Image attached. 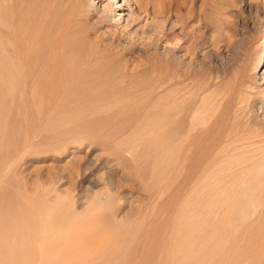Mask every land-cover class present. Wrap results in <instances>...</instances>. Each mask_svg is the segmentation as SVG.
I'll return each mask as SVG.
<instances>
[{
  "label": "rangeland",
  "instance_id": "374dc122",
  "mask_svg": "<svg viewBox=\"0 0 264 264\" xmlns=\"http://www.w3.org/2000/svg\"><path fill=\"white\" fill-rule=\"evenodd\" d=\"M9 10L14 13L13 22L22 21L21 28L27 34L39 29L33 39H40L41 45L33 49L37 52L43 46L39 50L56 65L53 69L51 63L47 73L57 76L65 70L64 74L70 66L78 67L90 57L92 65V61L97 63L89 66L102 74L118 77L131 73L134 80L150 81L143 87L127 88L124 96L132 101L150 98L156 69L169 77L183 74L187 81L181 94H191L197 84L211 92L224 90L232 82L234 69L242 66L252 87L244 115L251 129L264 133V0H0V15H7ZM45 31L51 39L45 38ZM33 52L31 59H35ZM192 96V101L198 97ZM40 109V122L38 115L32 124V117L20 109L16 114L24 113L20 115L25 116L20 118L24 126L15 117V110L3 120L8 126L3 121L0 124V138L5 137L0 139L4 147L0 149V221L5 214L2 210L14 208L21 194L32 198L29 207L32 201L45 198L43 204L70 209L75 219L78 216L74 231H63L59 236L60 255L66 262L86 259L87 264H166V244L174 240L175 220L183 211L182 200L189 189L160 183L151 190L155 180L150 178L152 174L147 175L152 170L153 151L146 148L150 143H142L152 151L146 154L141 141L151 142L152 137L134 134L141 126L139 106L130 103L102 108L103 112L96 115H81V107H63L66 110L60 112L58 108L47 120L52 131L42 123L47 109ZM27 122L37 125L39 131L28 129ZM53 124L58 127L52 128L56 127ZM56 129L61 131L53 133L58 137L48 134ZM24 133L37 134L26 147ZM132 170L138 175L130 173ZM147 181L150 184L146 188ZM196 212L184 213L188 227L196 228L201 222ZM24 218L28 222L36 216ZM0 231V235H7ZM249 238L242 236L233 245L231 237L219 239L211 234L208 249L213 250L214 260L210 264H264V250L250 247ZM43 240L39 241L42 250L47 246ZM84 240L87 243H82ZM200 241L203 239L188 245L194 247ZM98 254H105L106 260L89 259Z\"/></svg>",
  "mask_w": 264,
  "mask_h": 264
},
{
  "label": "bare ground",
  "instance_id": "6f19581e",
  "mask_svg": "<svg viewBox=\"0 0 264 264\" xmlns=\"http://www.w3.org/2000/svg\"><path fill=\"white\" fill-rule=\"evenodd\" d=\"M10 10L7 15H0V124L3 120L6 121V117H9L14 110L15 117H18L16 113L20 109L27 113V116L32 117L33 124L38 115V120L40 118L38 110L46 108L42 123L49 127L47 126L48 117L55 116L52 113H55L58 108H61L58 110L60 112L63 107H81L83 109L81 115H86V113L96 115L103 112L102 108L135 103V106H139L141 110L138 114L141 126L139 131L138 127L135 129L137 132L134 131V134L138 136L139 134H149L148 137L150 135L152 137V140L148 139L151 142L141 141V146L150 143L151 146L148 145L146 148L150 147L153 151L150 164L152 166L149 165L152 170L147 171L149 172L147 176L152 174L150 178L155 180L152 182V179H149L153 183L150 186L151 190L154 186H160V183L162 186H164L163 183H166V185L176 186L180 189H189L185 199H181L183 211L175 220L174 240H168L166 244L168 246H166L168 251L166 264H210L214 260L211 256L213 250L208 249L210 247L208 240L211 234H216L219 239L231 237L233 245L238 244V238L248 236L250 237L248 239L250 247L264 250V140L261 138L264 133L259 134L251 129L244 115L247 96H249L252 87L249 86L248 80L246 81V72L242 66L234 69L232 82L228 86L225 85L227 87L223 88L224 90L217 92L214 87L215 91L211 92L205 85L197 84L191 94H181L187 81L184 82L183 74L169 77L165 75L166 73L163 74L162 71L156 69L157 78H154V81L150 83L153 89L150 98L132 101L124 96L127 88L143 87L150 81L134 80L132 78L134 75L131 73H126L124 76L118 74V77L102 74L100 70L89 66L90 64L93 67L97 63L92 61L95 62L92 65L90 57L82 60L78 67L77 64L73 67L70 66V70H66L64 74L65 70L59 72L61 74H57V76L47 73L51 63L52 66L55 65L53 64L55 60L53 59L51 62V59L39 50L43 47L38 48L39 44L41 45L40 39V41L37 39L39 43L33 39L39 29L33 30V34H27L25 29L21 28L22 21L13 22L14 15ZM35 24L39 25V21ZM48 33L46 32L45 37L47 40L51 39H48ZM32 39L36 44H32L35 43L32 42ZM37 44L39 53L34 50ZM32 51L36 53L33 52L35 59L30 58ZM63 61L61 60L62 64H64ZM54 67L53 69H56ZM97 78L109 79L98 80ZM192 95L198 96L197 99L192 101L190 99L193 97ZM89 108L92 109L91 112H88ZM31 109L35 111L33 112ZM64 110L66 109L62 111ZM20 115L18 121L22 116ZM50 118L52 119V117ZM55 118L53 117V120ZM21 119L24 120L25 116ZM59 120L61 119L57 118V121ZM22 121L20 120V125L24 126V123L21 124ZM52 122L54 121H50V124ZM29 124L28 129L34 131L37 129V125L31 124L32 126H30ZM33 126L36 128H32ZM57 127L56 125L52 128ZM26 129L25 127V131ZM59 129L61 128L59 127ZM59 129L50 133L53 130L50 128L51 131L48 134L58 137L56 134H60L57 132V130L60 131ZM41 130L39 134H41ZM3 133L6 134V132ZM69 134L71 135V132ZM23 135V139L25 138L24 147L30 143L29 140L32 137L36 136H28L25 133ZM63 136L65 135L63 134ZM63 136L61 137L64 138ZM58 140L59 138H56V142ZM6 141L4 140L5 143ZM0 146L1 149L3 146L1 144ZM143 146L146 149V145ZM152 151L148 150L146 154H150ZM143 170L145 169L143 168ZM130 173L138 175L134 170ZM139 175L142 174L139 173ZM149 184L148 182L145 187ZM30 199H32L30 196L21 194L14 208L2 210L5 211V214L4 219L0 221V230L5 231L4 233L7 235H0V264H87L86 259L66 262L65 258L60 255L59 247L62 243L59 236L63 231L74 229V222L77 221L78 216L75 219L74 212L70 209L63 211L60 206L43 204L41 202L43 198H39V201H32L33 206L29 207L27 204ZM195 211L198 216L200 215L201 222L196 228L188 227L183 215L185 212L189 214ZM26 215L36 216V219L26 222L24 218ZM41 217L45 218L41 220L42 222L39 221ZM19 236H21V240L18 239ZM40 238H44L47 242V246L45 249L43 247V250L39 246ZM121 238L119 241L122 240ZM195 239H203V242L201 240L200 244L189 247L188 243ZM87 241L93 242L92 239ZM87 241L84 240L82 243H87ZM218 251H220L219 248ZM89 259L102 262L106 260V257L105 254H98L97 258ZM208 259L212 260L208 261ZM222 261H227V259H222Z\"/></svg>",
  "mask_w": 264,
  "mask_h": 264
}]
</instances>
